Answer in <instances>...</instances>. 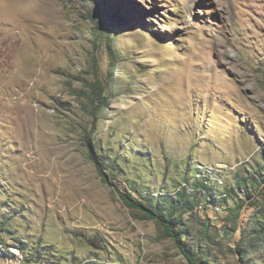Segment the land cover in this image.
Listing matches in <instances>:
<instances>
[{"label": "rangeland", "instance_id": "rangeland-1", "mask_svg": "<svg viewBox=\"0 0 264 264\" xmlns=\"http://www.w3.org/2000/svg\"><path fill=\"white\" fill-rule=\"evenodd\" d=\"M184 251L264 264V0H0V264Z\"/></svg>", "mask_w": 264, "mask_h": 264}, {"label": "trees", "instance_id": "trees-1", "mask_svg": "<svg viewBox=\"0 0 264 264\" xmlns=\"http://www.w3.org/2000/svg\"><path fill=\"white\" fill-rule=\"evenodd\" d=\"M102 4L105 6V9H104V12L101 14V18L109 19L114 23L119 22L120 19L118 18L117 14H116L117 10L115 8H113L112 5L108 1L104 2V3L102 2ZM89 99L91 101H98V103H100L99 100H101V94H99V93L95 94V91L92 90ZM97 164L100 166L99 163H97ZM121 197H122L124 203H126L129 206H138L139 205V203L137 201L132 199L127 194H121ZM147 216L149 218L157 220L164 227L166 234L168 236L174 238V240L181 245L180 237H182L184 233L180 232V233L176 234L175 233V225L171 220L164 218L160 213H157L156 211L151 210V209L148 210ZM183 253L186 256V258L188 259L190 264H199V263H195L193 258L190 257L188 254H186L185 251ZM243 258H244V252H240L239 259H243ZM200 262H201L200 264H204L203 259Z\"/></svg>", "mask_w": 264, "mask_h": 264}]
</instances>
